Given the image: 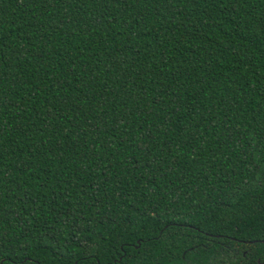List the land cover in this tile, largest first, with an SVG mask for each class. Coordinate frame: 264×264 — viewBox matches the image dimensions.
Masks as SVG:
<instances>
[{
	"label": "trees",
	"instance_id": "trees-1",
	"mask_svg": "<svg viewBox=\"0 0 264 264\" xmlns=\"http://www.w3.org/2000/svg\"><path fill=\"white\" fill-rule=\"evenodd\" d=\"M0 264H264V0H0Z\"/></svg>",
	"mask_w": 264,
	"mask_h": 264
}]
</instances>
